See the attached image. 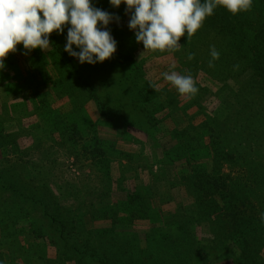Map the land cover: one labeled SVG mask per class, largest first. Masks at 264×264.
Wrapping results in <instances>:
<instances>
[{"label":"rangeland","instance_id":"rangeland-1","mask_svg":"<svg viewBox=\"0 0 264 264\" xmlns=\"http://www.w3.org/2000/svg\"><path fill=\"white\" fill-rule=\"evenodd\" d=\"M92 4L113 16L110 59L81 64L71 57L64 51L68 25L50 35L45 51L25 55L17 45L0 69V264H264V247L250 255L226 247L225 200L211 216L212 208H197L206 181L225 187V160L215 161L207 146L213 142L225 157L226 121L245 132L239 108H264L257 78L249 79L248 93L225 98L232 84L205 77L194 59L181 61L186 33L179 51L141 55L127 6ZM260 6L253 0V9ZM220 21L207 17L193 46L202 60L214 46L215 62L229 70L234 61L233 75L240 61L224 38H248L258 23L227 21L225 33L206 27ZM169 71L190 74L198 93L182 97L164 80ZM243 201L234 209L254 211L251 226L260 213L240 207Z\"/></svg>","mask_w":264,"mask_h":264},{"label":"clouds","instance_id":"clouds-1","mask_svg":"<svg viewBox=\"0 0 264 264\" xmlns=\"http://www.w3.org/2000/svg\"><path fill=\"white\" fill-rule=\"evenodd\" d=\"M122 3L127 6L126 13H131L129 29L134 31L136 42L143 44L141 55L157 50L179 51L180 38L186 33L187 42L190 41L217 7L225 8L233 16L252 8V0H110L115 8ZM112 19L110 13L94 7L92 0H0V69L5 67L7 56L17 50V45H23L25 55L37 48L45 51L50 46V35L63 34L68 25L64 51L81 64L103 63L117 48V42L107 30ZM73 45L79 51H74ZM219 56L213 46L210 68L215 67ZM187 59L193 60L194 54L189 53ZM175 67L173 63L171 68ZM162 76L182 97H194L199 91L190 74L169 71ZM150 87L155 89V85ZM260 219L264 222V213Z\"/></svg>","mask_w":264,"mask_h":264},{"label":"trees","instance_id":"trees-1","mask_svg":"<svg viewBox=\"0 0 264 264\" xmlns=\"http://www.w3.org/2000/svg\"><path fill=\"white\" fill-rule=\"evenodd\" d=\"M254 2L256 5L259 4L260 6V4L264 3V0H254ZM96 8L106 11L105 8L100 7L98 4ZM222 10H224V8ZM222 10L219 7L214 10V16L217 15L221 21L215 26H213L215 23L208 22L206 26L213 31L217 30L216 33L220 31L225 33V31H229L225 27L227 21H229V23L239 24L240 28L244 24H251V22L253 25L255 22L258 23L257 28H259V31L257 34H248V38L246 35H244L245 38H224L234 42L232 48L235 53V58L240 61L237 66V72L231 75V71L235 69L233 60V64L229 70L225 68V64L223 65L219 62H214L215 67L210 68L208 66L209 60L200 59L197 53L198 51L194 50L193 45L195 42L193 39L186 42V46L182 48L181 61L183 62L189 53H193L194 68L205 74V77H211L212 74H215L216 76H221L224 82L227 80V84H232L233 87H229L228 90H225V98L229 95L238 97L240 94H245V92L248 93L245 87L246 85L249 86V79H254L256 77V81L262 92V100H264V41L258 39L262 36L264 38V4L259 8H251L248 12H242L238 17L232 16L226 9L225 12ZM128 15L131 17V13H128ZM248 26L251 25H247V27ZM179 41L183 43L184 38H180ZM128 57L129 55L127 58ZM230 75L231 77H229ZM233 77H240L239 79L244 80L239 82L233 80ZM233 92L235 95H233ZM252 95L253 92L251 93V96ZM244 106L245 105H242V107L239 108L238 113L242 114L240 117H246V124L244 125L248 130L245 132L240 129L230 130L228 125H232L233 120L226 121L225 157L215 150L213 142L207 146L210 151V156H212L215 161L225 160V177L220 178L224 181L225 187H221L216 180L206 181V183L199 188H205L207 186H209V188L208 190L204 189L202 191V198H200L197 208L201 213L203 210L207 211L209 208L211 209L213 205H217V200H225V214L229 217L230 221V224L225 225V229H227L225 232L226 247L236 246L237 248L235 249L237 252L242 249L243 254L247 252L250 255V250L253 247L257 246V248L260 249L264 247V222L259 218L255 220L253 225H248L251 218H253L252 214H254V211L250 210L246 212L247 215H245V212L240 210L236 211L234 209V203L238 200H244L238 203L240 207H243L246 203L251 205L252 209L260 214L264 213V144L261 145L264 141V108L251 114L249 111L246 113L247 109ZM249 200H255V202L250 203ZM221 203L223 204V202ZM213 209L214 208H212L211 211H207L210 212V216ZM205 217H209V215ZM255 229H259L258 233H263V236L262 234L256 236L254 233ZM100 262L106 264L103 260H100ZM243 263H248V261L244 258Z\"/></svg>","mask_w":264,"mask_h":264}]
</instances>
